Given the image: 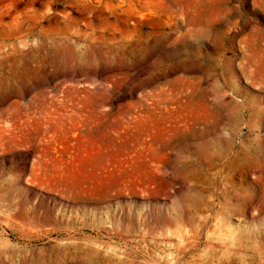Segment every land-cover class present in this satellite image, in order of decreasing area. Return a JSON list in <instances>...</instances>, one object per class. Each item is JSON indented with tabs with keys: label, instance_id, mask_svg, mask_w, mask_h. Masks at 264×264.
I'll return each instance as SVG.
<instances>
[{
	"label": "rangeland",
	"instance_id": "obj_1",
	"mask_svg": "<svg viewBox=\"0 0 264 264\" xmlns=\"http://www.w3.org/2000/svg\"><path fill=\"white\" fill-rule=\"evenodd\" d=\"M0 264H264V0H0Z\"/></svg>",
	"mask_w": 264,
	"mask_h": 264
}]
</instances>
